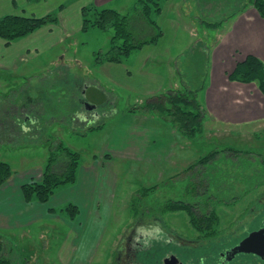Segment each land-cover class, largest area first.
Instances as JSON below:
<instances>
[{"label": "rangeland", "instance_id": "obj_1", "mask_svg": "<svg viewBox=\"0 0 264 264\" xmlns=\"http://www.w3.org/2000/svg\"><path fill=\"white\" fill-rule=\"evenodd\" d=\"M20 1L22 8H18L17 12H23L21 14L29 15L26 14L28 10L24 9L26 6L42 5L43 8L48 5L50 10L47 12L46 9L45 16H60V8L53 7L49 0ZM55 1L67 7L79 0ZM201 1L218 16L219 13L238 12L244 8L243 2L246 1L245 6L249 7L254 0ZM135 2L137 0H113L107 8L117 9L127 15L126 24L135 41L155 37L159 29L156 27L157 16L152 15L156 20V24H152L141 9H133ZM88 18L95 20L92 11L88 12ZM209 27H204L205 33L212 32ZM114 34V27L108 23L107 29L90 27L73 32L43 51L33 48V53L23 57L19 64L0 56V160L7 161L15 175L24 172L40 179L51 149L62 142L82 155V164L91 166L97 158L95 163H99L100 170L105 168L110 178L107 198L94 200L92 208L85 209L75 220L58 211L48 218L40 216L33 224L22 228H1L0 254L10 258L11 264H109L112 249L133 220L134 197L142 195L138 191L143 187L154 188L150 190L148 198L138 201L139 207L144 202L159 205L168 200H187L191 183H195V192L198 193L208 187L205 176L212 170L211 165L226 163L239 168L262 165L264 123L245 127L206 115L208 112L202 86L209 83L210 65L207 67V57L197 41H194L193 52L187 49V54L183 56L186 59L192 52L194 63L192 61V66L187 65L191 68L177 66L181 71L175 73L164 89L172 94L193 90L201 103L203 132L189 139L174 125L172 117L161 112L164 115L162 117L158 110L151 109L149 104L162 108L171 106L167 103L165 92L153 96L143 95L117 85L101 71L96 58L111 48ZM185 42L179 40L178 47ZM160 65L159 59L148 64L153 70L159 69ZM94 94L103 98V104L98 102L97 106L99 115L95 116L81 106L83 95L92 101ZM131 108H135V111L128 112ZM125 113L133 115L138 123L154 124L168 134L174 147L167 162L148 163L142 159L123 158L112 152L116 149L115 139H119L112 137ZM99 124H102V128L90 130L91 126ZM22 125L30 131L25 132ZM121 134L122 140H126L123 131ZM214 149L219 151L214 152L204 165L200 159ZM106 155L109 157L106 158ZM241 173H245L241 168L232 169L222 182L225 187H222V191H228L233 186L234 190L243 191ZM262 177L264 180V174ZM211 181L215 186V179ZM213 185L208 192L218 191ZM259 191L263 192L264 186L233 206L222 205L219 208L222 226L233 223ZM64 204H54L49 209L59 210ZM161 215L174 229L192 235L189 218L184 212H166ZM91 236H95L93 245L89 253L84 255L83 246Z\"/></svg>", "mask_w": 264, "mask_h": 264}, {"label": "crops", "instance_id": "obj_2", "mask_svg": "<svg viewBox=\"0 0 264 264\" xmlns=\"http://www.w3.org/2000/svg\"><path fill=\"white\" fill-rule=\"evenodd\" d=\"M112 1L79 0L60 10L57 24L44 25L16 41L18 43L14 41L9 46L6 40L0 37V56L8 59L9 62L18 63L23 57L30 56L33 48L40 51L48 49L73 32L83 30L84 7L93 5L107 8ZM0 2V17L7 13H20L17 12L18 8H22L20 0ZM49 2L54 5L53 7L61 6L55 0ZM243 5L244 8L238 12L219 13L217 16L210 12L206 3L201 0H161L162 9L156 16L157 26L163 31V35L158 42L146 44L123 63H101L100 69L112 82L143 95L167 93L168 91L164 89L173 80L175 73L181 71L177 66L191 68L192 52L195 47L193 44L197 41L207 57V67L210 65L209 83L202 86L208 112L206 115L218 121H227L245 127L252 124L261 125L264 123V94L258 82H240L229 78V74L237 64L249 54L258 56L264 62V17L256 9L254 1L249 7L245 6L246 1ZM41 6H26L24 9L28 10L26 14L44 17L50 7L45 5L46 7L41 8ZM205 26H210L212 30L210 34L204 32ZM179 40L186 42L178 47ZM187 49H192V52L183 59ZM156 59H159L161 64L159 69H150L148 64ZM188 64L190 66H187ZM188 92L195 94L193 90ZM129 114L125 113L118 122L112 138L119 139H115L116 149L112 152L123 158H137L148 163L167 162L174 147L168 134L154 124L153 126L138 123L136 118ZM122 131L126 140H122ZM95 162L97 158L91 166L82 164L77 182L57 191L47 204L27 203L21 188L34 177L24 172L17 175L14 173L0 188V229L22 228L33 224L40 216L48 218L50 215H55L49 212V208H53L54 204L58 206L73 201L80 210V216L85 209L92 208L94 200L106 199L110 190L109 172H105V168L100 170L99 163ZM93 233L96 234L95 231ZM91 237L88 241L85 240L82 251L84 255L89 253V248L93 245L95 236Z\"/></svg>", "mask_w": 264, "mask_h": 264}, {"label": "trees", "instance_id": "obj_3", "mask_svg": "<svg viewBox=\"0 0 264 264\" xmlns=\"http://www.w3.org/2000/svg\"><path fill=\"white\" fill-rule=\"evenodd\" d=\"M254 5L258 12L264 17V0H254ZM65 6L62 4L60 10ZM135 9H141L144 15L150 19L152 24H156V20L152 18V15H156L161 12V0H137L134 5ZM92 11L95 15V20L88 18V12ZM83 30H88L90 27H99L107 29L108 23L115 29V34L111 39V48L104 54H99L96 61L101 64L104 62H116L123 63L127 61L130 56L146 44H156L160 37L163 35V31L158 27L157 35L148 39L135 41L133 35L128 30L126 24L127 15L120 13L114 8H98L96 6H88L83 8ZM58 16H37V15H25L17 13H7L0 17V37L5 39L7 44L19 40L28 36L37 29L47 24H57ZM229 78L234 81L240 82H258L261 92L264 94V62L256 55L249 54L246 58L239 62L236 68L229 74ZM192 96V100L190 99ZM169 104L165 108L158 107L153 104H149L151 109H156L165 116H170L173 119L174 125L184 133L189 139H194L198 134L203 132V120L204 113L201 110V103L195 94L189 92H175L166 93ZM92 100L98 105L103 104V98L99 95H93ZM135 111V108L128 109V112ZM161 113L162 117L164 116ZM102 128V124L97 126H91L90 130H98ZM219 151L214 149L209 151L206 157L200 159L203 164L209 162L214 152ZM109 156L106 155V158ZM82 165V155L75 150L65 146L62 142H59L57 146L50 151L48 162L46 167L42 171L41 179L32 178L29 182L22 185V193L27 203L40 202L47 204L51 198L57 193V191L74 185L78 180V174L80 166ZM212 170L209 172L210 176H214L215 186L212 181V177L205 176L207 178L208 187L203 190L207 192L209 187L213 185L218 190L222 189V182L225 177L229 176L232 169L237 168L245 172L241 173L243 178V187L246 191H251L255 188V177L258 176L255 173L249 172V167L252 165H246L244 167L228 166L226 163L211 165ZM219 167V168H217ZM262 173L264 174V159L262 160ZM14 174L12 166L4 160H0V187L6 183ZM227 179V178H225ZM264 183V181L262 182ZM154 187H143L138 192L142 195L134 197L133 206L136 209L140 207L137 205L138 201L144 199L146 193H149ZM190 191H197L195 183H191ZM225 188V187H223ZM233 190L235 187H230ZM229 188V189H230ZM226 190V189H225ZM223 200L217 201V204ZM209 205H203L202 207H208ZM165 208L179 209L188 208L191 206L182 204H170L164 206ZM51 213L60 212L67 216L71 220H75L80 210L73 201H68L58 209H49ZM0 264H11L10 258L0 254Z\"/></svg>", "mask_w": 264, "mask_h": 264}, {"label": "flooded vegetation", "instance_id": "obj_4", "mask_svg": "<svg viewBox=\"0 0 264 264\" xmlns=\"http://www.w3.org/2000/svg\"><path fill=\"white\" fill-rule=\"evenodd\" d=\"M87 101L94 103L83 95L81 106L85 109ZM87 111L99 115L97 108ZM249 168L250 173L258 175L251 191L243 187V191L234 188L211 193L188 192L187 200H168L159 205L144 202L139 209L133 206V220L112 249L109 264H264V191L257 192L258 195L230 225L222 226L219 212L222 205L233 206L264 186L262 165ZM148 196L146 193L144 198ZM219 200L223 201L217 204ZM174 203L191 207H164ZM166 212H184L189 218L192 235L168 225L161 215ZM252 232L258 233V251L236 249Z\"/></svg>", "mask_w": 264, "mask_h": 264}, {"label": "water", "instance_id": "obj_5", "mask_svg": "<svg viewBox=\"0 0 264 264\" xmlns=\"http://www.w3.org/2000/svg\"><path fill=\"white\" fill-rule=\"evenodd\" d=\"M85 106L89 110L97 108V104L91 103L89 101L86 102ZM259 246L260 245H258V233L252 232L244 241H242V243L236 249L257 252Z\"/></svg>", "mask_w": 264, "mask_h": 264}, {"label": "clouds", "instance_id": "obj_6", "mask_svg": "<svg viewBox=\"0 0 264 264\" xmlns=\"http://www.w3.org/2000/svg\"><path fill=\"white\" fill-rule=\"evenodd\" d=\"M33 123H35V121H32ZM22 128H23V130L25 131V132H27V131H30V129H28L26 126H21Z\"/></svg>", "mask_w": 264, "mask_h": 264}]
</instances>
